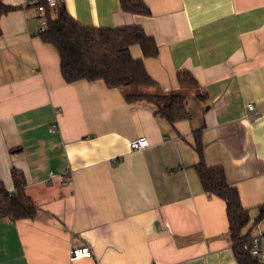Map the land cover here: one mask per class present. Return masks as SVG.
<instances>
[{"label":"crops","instance_id":"crops-1","mask_svg":"<svg viewBox=\"0 0 264 264\" xmlns=\"http://www.w3.org/2000/svg\"><path fill=\"white\" fill-rule=\"evenodd\" d=\"M149 16L120 0H65L85 26H141L158 44L144 60L156 92L187 95L189 119L173 129L129 89L67 83L42 14L27 0L0 16V182L27 180L35 219H0V264H239L227 205L206 193L194 168L201 130L208 166H222L250 210L249 238L264 203V0H145ZM198 81L182 88L177 76ZM154 91V90H153ZM200 96H203L200 97ZM254 109L249 110L248 105ZM146 137L149 148L132 149ZM91 258L71 260L72 247Z\"/></svg>","mask_w":264,"mask_h":264},{"label":"trees","instance_id":"trees-1","mask_svg":"<svg viewBox=\"0 0 264 264\" xmlns=\"http://www.w3.org/2000/svg\"><path fill=\"white\" fill-rule=\"evenodd\" d=\"M122 10L127 13L149 16L150 8L145 0H120ZM14 8L0 3V16ZM47 28L40 33L42 41L53 45L60 57L61 74L67 83L77 81H102L110 88L129 89L125 99L129 104H150L155 114L165 119L175 129L176 125L191 116L187 95L156 92L158 84L146 70L144 60L131 54V47L138 45L145 58L158 56V44L141 26L119 28H97L81 24L63 5L46 7ZM180 87L188 89L198 85L188 71L177 76ZM154 90V91H153ZM203 98V96H200ZM194 148L199 160L194 168L203 190L211 196L221 198L227 205L229 237L239 264H264L253 258L244 244L249 234H244L251 220L250 210L242 204L238 189L232 186L222 166L207 165L201 130L194 131ZM11 177L14 191L7 190L0 182V219L12 222L35 219L39 207L27 194V180L22 171L13 168ZM264 221V203L257 208L255 224Z\"/></svg>","mask_w":264,"mask_h":264},{"label":"built area","instance_id":"built-area-1","mask_svg":"<svg viewBox=\"0 0 264 264\" xmlns=\"http://www.w3.org/2000/svg\"><path fill=\"white\" fill-rule=\"evenodd\" d=\"M65 0H27V6L33 7L36 11L42 14V22L40 33L44 32L47 28V18H46V7L53 9L58 5L64 4ZM249 110L254 109L253 104L248 105ZM131 147L135 151H142L149 148L150 143L146 137H140L134 139L130 143ZM244 248L249 251L250 255L257 259L259 262L264 263V232H261L257 236L250 237L248 241L244 244ZM93 255L91 249L88 246L72 247L70 251L71 260H78L82 258H91Z\"/></svg>","mask_w":264,"mask_h":264}]
</instances>
